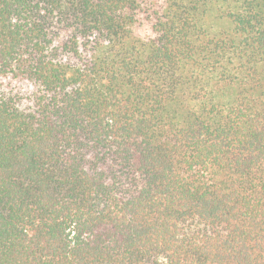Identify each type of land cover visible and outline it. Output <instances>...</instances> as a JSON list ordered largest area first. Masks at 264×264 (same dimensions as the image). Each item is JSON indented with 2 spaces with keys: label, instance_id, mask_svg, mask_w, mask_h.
<instances>
[{
  "label": "trees",
  "instance_id": "1",
  "mask_svg": "<svg viewBox=\"0 0 264 264\" xmlns=\"http://www.w3.org/2000/svg\"><path fill=\"white\" fill-rule=\"evenodd\" d=\"M0 264H264V0H0Z\"/></svg>",
  "mask_w": 264,
  "mask_h": 264
}]
</instances>
